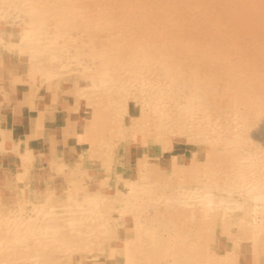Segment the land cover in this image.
<instances>
[{"label":"rangeland","instance_id":"rangeland-1","mask_svg":"<svg viewBox=\"0 0 264 264\" xmlns=\"http://www.w3.org/2000/svg\"><path fill=\"white\" fill-rule=\"evenodd\" d=\"M10 89L0 264H264V0H0Z\"/></svg>","mask_w":264,"mask_h":264},{"label":"crops","instance_id":"crops-1","mask_svg":"<svg viewBox=\"0 0 264 264\" xmlns=\"http://www.w3.org/2000/svg\"><path fill=\"white\" fill-rule=\"evenodd\" d=\"M14 93L19 94V96H16V94H14ZM10 94L15 95L17 98L10 99V101H9L8 99H5L3 97L2 93H0V96L3 97L2 98L3 100L0 101V113L2 114V116L5 117L6 116V114H5L6 111L5 110L9 109L10 112L9 111L8 112L12 114L11 115V117H12L11 119H13V120L15 118L19 119V117H15V114L19 113V106H20L19 105L20 104L19 97H20V99L26 101L27 103H33L34 104V100H32L31 97H29L27 95V93H25V92H21V94H20L19 92H17V91L14 92V91H12V89H10ZM26 106L28 107V110L33 111L32 109H34L36 114L30 115V116L28 115V117L25 118L26 120L25 119L22 120V121H24V123L28 122L27 126H26V130H25V134L29 133L30 130L33 128V122L35 120V117L37 118V120H42L43 123H45V120H47L52 115V113H49L46 110H43V112H42V110H40L42 107L46 106L45 102L44 103L39 102V103H35L34 105H30V106L26 105ZM24 111H25V109H24ZM6 118H7L6 121L8 122L9 118L8 117H6ZM20 118H22V117H20ZM13 128H11V129H13ZM8 129L9 128L7 127L6 131H9ZM45 129H46V127L43 128V130H45ZM59 129H60V126H59ZM35 133L37 134L38 132L35 130ZM47 133H48V131L47 132L43 131L42 137L43 138L47 137ZM61 136H62V133H61Z\"/></svg>","mask_w":264,"mask_h":264},{"label":"bare ground","instance_id":"bare-ground-1","mask_svg":"<svg viewBox=\"0 0 264 264\" xmlns=\"http://www.w3.org/2000/svg\"><path fill=\"white\" fill-rule=\"evenodd\" d=\"M148 10V9H147ZM150 14H151V12H149ZM135 19V18H134ZM140 19V18H139ZM152 19V18H151ZM160 20V19H159ZM140 22V21H139ZM134 23V22H133ZM152 24V23H151ZM156 26V25H155ZM23 74V73H22ZM21 79V78H20ZM138 160V159H137ZM139 160H140V158H139ZM138 162V161H137ZM140 162V161H139ZM138 162V163H139ZM69 170V169H68Z\"/></svg>","mask_w":264,"mask_h":264}]
</instances>
